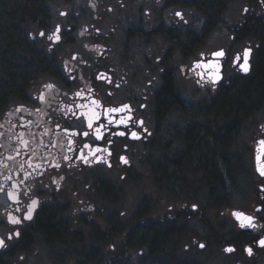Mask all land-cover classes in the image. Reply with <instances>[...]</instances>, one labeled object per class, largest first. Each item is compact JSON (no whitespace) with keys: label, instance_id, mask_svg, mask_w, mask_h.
Returning <instances> with one entry per match:
<instances>
[{"label":"flooded vegetation","instance_id":"flooded-vegetation-1","mask_svg":"<svg viewBox=\"0 0 264 264\" xmlns=\"http://www.w3.org/2000/svg\"><path fill=\"white\" fill-rule=\"evenodd\" d=\"M45 10L27 43L47 67L0 110V264H51L52 253L116 264L135 251L139 264H264V92L227 100L263 72L264 0ZM143 174L156 196L124 219L116 205Z\"/></svg>","mask_w":264,"mask_h":264},{"label":"trees","instance_id":"trees-1","mask_svg":"<svg viewBox=\"0 0 264 264\" xmlns=\"http://www.w3.org/2000/svg\"><path fill=\"white\" fill-rule=\"evenodd\" d=\"M52 2L53 0H0V110L28 86L30 79L40 69L47 67L46 60L37 59L30 53L27 30ZM18 47L21 48L20 52H17ZM262 71L242 82V95L237 96L235 90L228 91L227 100L233 103L255 101L258 93L264 92V69ZM49 229L54 233L60 228L51 221Z\"/></svg>","mask_w":264,"mask_h":264},{"label":"rangeland","instance_id":"rangeland-1","mask_svg":"<svg viewBox=\"0 0 264 264\" xmlns=\"http://www.w3.org/2000/svg\"><path fill=\"white\" fill-rule=\"evenodd\" d=\"M55 5H57V3H55ZM221 37L222 36L219 33L214 35L215 41H218ZM216 44H219V42H217ZM215 46H218V45H215ZM195 96H196V99H198L199 95L195 94ZM137 180L138 181L136 183H134L135 185L128 187L126 194L122 197L120 202L116 205L118 208L117 209L118 215L122 211H124L125 216L122 217L124 219L129 218L130 216H132L136 212L137 208L142 203V199L145 196H147L148 194H153L155 192L153 190V187L155 188V186L151 183V179H150L149 175L143 174ZM154 196H156V193H154ZM82 197L83 196H78V198H82ZM89 205H90L89 202L86 204L83 203L82 207L83 208H89L88 207ZM77 206H76L77 208L80 207L79 205H77ZM74 210L75 209L72 206H69L67 208L68 214H71ZM85 213L86 214H83L82 212L79 213V215H84V216H80V219H81L80 222L82 225H84L85 230L88 229L89 231H91L93 229V227H92L93 226L92 225V212H85ZM76 226H78V225H76ZM57 256H58L57 254L52 253V255H51L52 263L51 264H63V259L60 260V256L59 257H57ZM105 257H106V258H104L105 262L103 264L108 263L106 260L107 256H105ZM127 257H129V258H127ZM73 258H74V260H76V255H73ZM139 261H140V254L138 253V251H135L133 253L128 254L126 257L121 254V256L116 259V264L117 263L118 264H139ZM70 262H71V260H70ZM24 264H31V263L26 262Z\"/></svg>","mask_w":264,"mask_h":264},{"label":"water","instance_id":"water-1","mask_svg":"<svg viewBox=\"0 0 264 264\" xmlns=\"http://www.w3.org/2000/svg\"><path fill=\"white\" fill-rule=\"evenodd\" d=\"M250 51L251 50L248 48L244 52V59H243V62L241 63V65H240L243 72H248L249 69H250V62H249ZM218 52H222L223 53V50L215 51V52H213V55L216 56V53H218ZM209 65H213V62L210 61ZM212 79H213L214 82H217L220 79V76H214V77H212Z\"/></svg>","mask_w":264,"mask_h":264},{"label":"snow or ice","instance_id":"snow-or-ice-1","mask_svg":"<svg viewBox=\"0 0 264 264\" xmlns=\"http://www.w3.org/2000/svg\"><path fill=\"white\" fill-rule=\"evenodd\" d=\"M216 55H223V53L222 52H218V53H216ZM133 135H135V134H133ZM35 203V202H34ZM237 215H241V214H237ZM26 219H31V215L29 214L27 217H25ZM246 219H251V218H246ZM15 223H21V221L20 220H16V221H14ZM15 235L16 236H19V232H16L15 233ZM9 239H11V237H9ZM261 243H264V241H262ZM4 244H5V241L3 240V239H0V247H3L4 246Z\"/></svg>","mask_w":264,"mask_h":264}]
</instances>
